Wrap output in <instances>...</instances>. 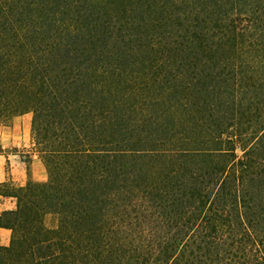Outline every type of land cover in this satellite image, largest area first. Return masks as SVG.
Here are the masks:
<instances>
[{
    "label": "trees",
    "instance_id": "1",
    "mask_svg": "<svg viewBox=\"0 0 264 264\" xmlns=\"http://www.w3.org/2000/svg\"><path fill=\"white\" fill-rule=\"evenodd\" d=\"M24 114L0 264H264V0H0Z\"/></svg>",
    "mask_w": 264,
    "mask_h": 264
},
{
    "label": "crops",
    "instance_id": "2",
    "mask_svg": "<svg viewBox=\"0 0 264 264\" xmlns=\"http://www.w3.org/2000/svg\"><path fill=\"white\" fill-rule=\"evenodd\" d=\"M22 137L16 136V127L0 126V185L10 183L12 186L23 187L28 180L33 182H44L46 172L37 155L29 154V157H22L28 161H16V154L6 150L9 146L17 145L25 140L26 128H22ZM23 143V142H22ZM3 188V187H2ZM15 208V199L3 196L0 193V213ZM10 239V231L0 229V246H7Z\"/></svg>",
    "mask_w": 264,
    "mask_h": 264
},
{
    "label": "rangeland",
    "instance_id": "3",
    "mask_svg": "<svg viewBox=\"0 0 264 264\" xmlns=\"http://www.w3.org/2000/svg\"><path fill=\"white\" fill-rule=\"evenodd\" d=\"M30 122H31V115L30 114H24L21 116H16L12 118L8 123L6 124H0L1 127H9L13 128L16 127V136L20 139L23 135L22 128H26L25 133V140L21 143L18 141L17 145L9 146L6 148L9 152H13L16 154V161L21 160L22 162L28 161V159H23L22 157L26 156L29 157V154H36L34 148L31 146V137H30ZM1 151V149H0ZM40 161V160H39ZM44 167V166H43ZM45 169V168H44ZM46 172V171H45ZM5 187L2 188L0 186V193H4L10 190V188H16L15 186H12L10 183L5 184ZM44 225L45 227L49 229H53L57 225V217L54 215H46L44 217Z\"/></svg>",
    "mask_w": 264,
    "mask_h": 264
}]
</instances>
